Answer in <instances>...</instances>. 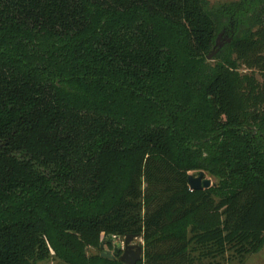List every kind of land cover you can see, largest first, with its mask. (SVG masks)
<instances>
[{
    "label": "trees",
    "instance_id": "1",
    "mask_svg": "<svg viewBox=\"0 0 264 264\" xmlns=\"http://www.w3.org/2000/svg\"><path fill=\"white\" fill-rule=\"evenodd\" d=\"M126 235L136 264L263 248L264 0H0V264Z\"/></svg>",
    "mask_w": 264,
    "mask_h": 264
},
{
    "label": "water",
    "instance_id": "2",
    "mask_svg": "<svg viewBox=\"0 0 264 264\" xmlns=\"http://www.w3.org/2000/svg\"><path fill=\"white\" fill-rule=\"evenodd\" d=\"M219 37L211 52L207 55V61H212L219 51ZM210 179L205 178V173L200 171L197 176L188 175V187L192 191L207 190L214 186ZM138 235H126L123 239L120 237L106 236L99 245L101 258L114 260L117 259L123 264H136L143 260V246L139 241ZM105 245H112V250H106Z\"/></svg>",
    "mask_w": 264,
    "mask_h": 264
},
{
    "label": "rangeland",
    "instance_id": "3",
    "mask_svg": "<svg viewBox=\"0 0 264 264\" xmlns=\"http://www.w3.org/2000/svg\"><path fill=\"white\" fill-rule=\"evenodd\" d=\"M206 1L208 3V8L210 10H212L213 12H215L217 9H220V7H222V6H225L228 4H235V3L239 2L240 0H206ZM218 37H219L218 43H219L220 47H219V51H218L217 55H219L224 50H226L228 45H230V43L232 41V35H228L227 33H225L222 30L218 32L217 38ZM216 56L213 58V60L216 58ZM214 62L215 61H211V63H214ZM243 72L249 73L248 70H243ZM257 78L259 79V77H257ZM189 175L197 176L198 172H189ZM205 178L210 179L212 181V183H215V178H213L212 176H210L207 173H205ZM136 242L137 243L140 242V244H142V246H143V240L141 238L139 241H136ZM105 249L108 250L107 247H105ZM98 253L99 252H98L97 248H89L88 249V255L89 256L97 255ZM35 264H66V263H63L62 261L57 259L54 256V253L51 251V255L49 256V258H47L46 260H43V261H38ZM218 264H264V246L258 253L247 256L242 261H240L238 258L228 254L225 257H223L222 259L218 260Z\"/></svg>",
    "mask_w": 264,
    "mask_h": 264
},
{
    "label": "flooded vegetation",
    "instance_id": "4",
    "mask_svg": "<svg viewBox=\"0 0 264 264\" xmlns=\"http://www.w3.org/2000/svg\"><path fill=\"white\" fill-rule=\"evenodd\" d=\"M111 246V247H110ZM105 247L108 248V250H112V245H105ZM107 250V249H106Z\"/></svg>",
    "mask_w": 264,
    "mask_h": 264
}]
</instances>
